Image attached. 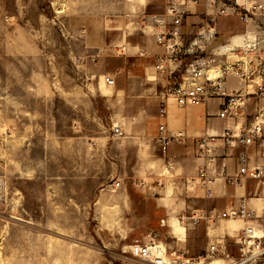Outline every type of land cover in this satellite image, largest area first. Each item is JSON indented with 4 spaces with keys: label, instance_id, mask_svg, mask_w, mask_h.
I'll return each mask as SVG.
<instances>
[{
    "label": "rangeland",
    "instance_id": "obj_1",
    "mask_svg": "<svg viewBox=\"0 0 264 264\" xmlns=\"http://www.w3.org/2000/svg\"><path fill=\"white\" fill-rule=\"evenodd\" d=\"M146 1L0 0V264H149L130 247L155 238L197 257L213 242L219 223L208 236L207 225L181 220L175 205L189 198L182 180L168 176L158 139L138 145L132 133H113L116 87L107 81L121 43L146 37L147 19L163 12L164 0ZM198 17L187 24L186 44L207 21ZM215 24L208 53L245 25L222 16ZM200 107L218 112L216 101ZM163 200L176 211L170 215ZM171 216L182 234L165 225ZM227 246L237 257V246ZM212 262L232 264L222 256L205 264Z\"/></svg>",
    "mask_w": 264,
    "mask_h": 264
},
{
    "label": "built area",
    "instance_id": "obj_2",
    "mask_svg": "<svg viewBox=\"0 0 264 264\" xmlns=\"http://www.w3.org/2000/svg\"><path fill=\"white\" fill-rule=\"evenodd\" d=\"M165 12L162 16L147 19L149 27L161 28L156 34L157 43L164 47V53L158 57L156 70L169 71L176 80H170L161 97V115L167 114L169 104L179 107L207 106L210 102L218 103L215 117L226 122V127L220 133H205L197 137V151L206 163L201 167L196 178L187 180V185H199L203 197L211 199L214 196L213 185L215 177L210 173L214 167L221 142L224 149H238L237 171L227 174V166L221 168V176L234 187H241L247 181H253L264 191V164L251 165L247 152L248 147H256L264 152V3L247 5L238 0H206L205 12L207 21L202 24L197 35L186 44L182 32L188 16L196 13L201 0H164ZM237 17L245 24L255 23L256 29H246L242 45L231 50L221 51V47L208 48L217 40V17ZM126 48L121 47L120 53ZM187 57H191L187 61ZM238 82V87H230V80ZM108 85H115V78L108 79ZM253 112H250V108ZM117 137H123L125 132L119 126L113 128ZM186 134L179 131L170 134L166 125L159 127L158 144L164 157L166 172L171 179H177V166L174 159L167 157L169 147L182 143ZM263 156V153H262ZM145 186V183L141 184ZM114 188L122 187V182L113 184ZM4 200L0 194V206ZM181 220L197 227L205 222L211 229L221 220L241 221L243 227L234 237L238 256L231 255L227 243L222 238L209 245L203 255L189 256L184 248H167L160 252L157 245L161 243L155 238L150 243L139 245L133 253L143 262L149 264H205L217 256L229 259L232 264L256 263L264 259V206L261 209L251 208L245 198L237 206L224 212L216 209L199 210L194 215H182Z\"/></svg>",
    "mask_w": 264,
    "mask_h": 264
},
{
    "label": "crops",
    "instance_id": "obj_3",
    "mask_svg": "<svg viewBox=\"0 0 264 264\" xmlns=\"http://www.w3.org/2000/svg\"><path fill=\"white\" fill-rule=\"evenodd\" d=\"M156 0H147V4L155 2ZM239 3H245L247 5H253L255 3H264V0H238ZM163 12L155 13L153 17H159L164 14L165 6L161 3ZM211 12L208 10L205 3H201L196 10V13L186 18L182 28L184 38L186 40L187 31L193 32L187 24L191 22H201L200 14L205 12ZM235 18V17H234ZM259 22L264 21V17L257 18ZM197 28V27H196ZM195 28V29H196ZM246 29L255 30L256 24L249 23L243 25L238 31L240 33H233L225 41L229 42L235 35H243ZM148 35L146 37L138 34L133 36L130 42H122L121 45L126 48L125 53H119V58L115 61V68L113 70V76L115 78L116 89L114 90V115L119 121V127L123 129L125 133L134 134L133 141L141 145L148 141L146 139L158 138L159 127L166 125L170 134H175L179 131L186 134V139L182 143H175L169 147L167 157L172 158L176 162L177 174L182 180L183 188L182 192L189 198L182 204L175 205L177 208H182L183 213L187 216L194 215L199 210L210 211L216 209L218 212H224L225 210L237 206L242 198H245L251 208L259 210L256 203L257 200L261 201V207L264 206V191L253 181H247L241 187H234L226 182L225 177L221 176V168L223 165L227 166V174L231 175L237 171V154L238 149H224L221 142L217 143L218 149L216 151L217 161L214 167L210 170V173L215 177V183L213 185L214 196L208 199L207 203L203 206H199L191 197L196 194L203 196V191L199 185L191 186L187 185L186 181L198 176V172L206 161L198 156L196 138L204 135L205 133H220L226 127V122L222 128L216 125H211L210 122L215 116H211L208 112L201 111V107H179L175 103H170L167 109V114L162 116L161 109L163 107L161 97L165 92L170 80H176V75H170L169 71H157L155 66L158 57L164 53V47L159 45L156 40V34L159 33L161 28L149 27ZM146 31H143V34ZM219 47V46H218ZM230 87H238V82L230 80ZM110 87V86H109ZM250 112H253V108H250ZM218 119V118H217ZM221 120V119H218ZM223 121V120H222ZM159 145V144H158ZM139 147V146H137ZM160 148V147H159ZM247 152L251 159V165L264 164V152L259 151L256 147H248ZM263 153V156H262ZM164 157V156H163ZM163 159H166L165 157ZM177 178V179H178ZM161 204L168 213L172 214L176 211L175 207L170 201H161ZM261 209V208H260ZM170 214V215H171ZM165 225H174L179 229L182 234L185 228L176 225V220L171 216L169 219H164ZM231 221L221 220L219 225L213 231L210 244L215 243L217 240L224 238L227 245L229 241L234 244V237L240 231V224L234 221L235 227H231ZM242 223V222H241ZM243 224V223H242ZM199 226H205L202 222ZM208 236H210V229L208 230ZM180 238L184 235H177ZM179 239V238H177ZM214 239V240H213ZM180 240V239H179ZM179 242L180 245V241ZM178 244V243H177ZM174 248V247H170ZM190 253V250L183 246Z\"/></svg>",
    "mask_w": 264,
    "mask_h": 264
},
{
    "label": "bare ground",
    "instance_id": "obj_4",
    "mask_svg": "<svg viewBox=\"0 0 264 264\" xmlns=\"http://www.w3.org/2000/svg\"><path fill=\"white\" fill-rule=\"evenodd\" d=\"M243 39H244V36L243 35H235V36H233L232 37V39L229 41V42H227L226 44H223V45H221L220 47H221V51H225V50H231L233 47H235V46H238V45H242V43H243ZM109 86V85H108ZM111 87V86H110ZM256 203H257V205H258V207H259V209L261 208V201L260 200H257L256 201ZM228 221H233V220H228ZM133 251H137L138 249H139V245H137V246H131L130 247ZM155 250H158V251H160V252H164L165 251V245L161 242V243H159L158 245H157V248H154L153 249V251H155ZM217 261V260H216ZM223 261V260H222ZM215 262V261H214ZM214 262H212V264L214 263ZM218 262V261H217Z\"/></svg>",
    "mask_w": 264,
    "mask_h": 264
}]
</instances>
